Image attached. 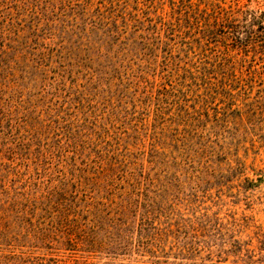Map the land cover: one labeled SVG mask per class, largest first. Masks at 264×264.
<instances>
[{"label": "rangeland", "instance_id": "1", "mask_svg": "<svg viewBox=\"0 0 264 264\" xmlns=\"http://www.w3.org/2000/svg\"><path fill=\"white\" fill-rule=\"evenodd\" d=\"M150 1L0 0V264H264V83L240 125L152 100Z\"/></svg>", "mask_w": 264, "mask_h": 264}, {"label": "trees", "instance_id": "2", "mask_svg": "<svg viewBox=\"0 0 264 264\" xmlns=\"http://www.w3.org/2000/svg\"><path fill=\"white\" fill-rule=\"evenodd\" d=\"M242 1L159 0L156 6L150 1L154 11H169L153 33L167 70H161L152 100L165 103L175 90L179 101L171 103L197 122L213 115L216 123L240 125L259 115L264 21Z\"/></svg>", "mask_w": 264, "mask_h": 264}]
</instances>
